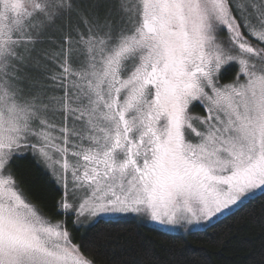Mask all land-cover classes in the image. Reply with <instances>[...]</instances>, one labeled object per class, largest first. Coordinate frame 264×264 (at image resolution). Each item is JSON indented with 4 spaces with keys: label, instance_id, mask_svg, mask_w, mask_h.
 Instances as JSON below:
<instances>
[{
    "label": "snow or ice",
    "instance_id": "snow-or-ice-1",
    "mask_svg": "<svg viewBox=\"0 0 264 264\" xmlns=\"http://www.w3.org/2000/svg\"><path fill=\"white\" fill-rule=\"evenodd\" d=\"M27 151L77 228L264 196V0H0V264H96L27 199Z\"/></svg>",
    "mask_w": 264,
    "mask_h": 264
},
{
    "label": "trees",
    "instance_id": "trees-1",
    "mask_svg": "<svg viewBox=\"0 0 264 264\" xmlns=\"http://www.w3.org/2000/svg\"><path fill=\"white\" fill-rule=\"evenodd\" d=\"M235 65L222 83L231 82ZM199 113L204 109L195 105ZM27 199L49 218L66 220L73 243L96 264H264V196L257 194L203 229L168 232L134 218L104 219L74 227L73 215L58 210L62 187L30 151L12 162Z\"/></svg>",
    "mask_w": 264,
    "mask_h": 264
},
{
    "label": "rangeland",
    "instance_id": "rangeland-1",
    "mask_svg": "<svg viewBox=\"0 0 264 264\" xmlns=\"http://www.w3.org/2000/svg\"><path fill=\"white\" fill-rule=\"evenodd\" d=\"M236 67V66H235ZM237 69V67H236ZM221 82V81H220ZM222 83V82H221ZM230 83V82H229ZM195 105L196 104H193L192 107H191V112L193 114H196V115H201L203 116L204 113H199L197 112L195 109ZM69 123H71V121H69ZM28 152V151H27ZM69 179H71L69 177ZM245 202V201H244ZM235 209V208H233ZM232 209V211H233ZM42 215L46 218H49L47 215H45L42 211H41ZM226 214L228 213H225L224 215H221V216H218L216 218H214L210 223H200V224H192V225H186V226H171V225H165V224H161L159 222H155V221H152L150 220L149 218L145 217V216H142V215H138V214H135V213H126V214H121V213H117V214H109V215H105V216H102L100 218H104V219H118V218H134V219H137V220H140L141 222L143 223H146L148 225H151V226H154V227H157L159 229H162L164 231H168V232H182V233H186V232H189L191 230H197V229H203L205 228L206 226H208L209 224L213 223L214 221H216L217 219L225 216ZM52 222H56V221H60V220H56V219H52V218H49Z\"/></svg>",
    "mask_w": 264,
    "mask_h": 264
},
{
    "label": "flooded vegetation",
    "instance_id": "flooded-vegetation-1",
    "mask_svg": "<svg viewBox=\"0 0 264 264\" xmlns=\"http://www.w3.org/2000/svg\"><path fill=\"white\" fill-rule=\"evenodd\" d=\"M240 205V204H239ZM239 205H237V206H235V207H233V208H236V207H238Z\"/></svg>",
    "mask_w": 264,
    "mask_h": 264
}]
</instances>
